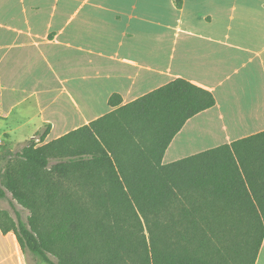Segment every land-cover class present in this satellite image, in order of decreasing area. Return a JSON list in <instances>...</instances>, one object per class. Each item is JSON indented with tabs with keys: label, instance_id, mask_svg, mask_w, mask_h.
Masks as SVG:
<instances>
[{
	"label": "crops",
	"instance_id": "0c3cea01",
	"mask_svg": "<svg viewBox=\"0 0 264 264\" xmlns=\"http://www.w3.org/2000/svg\"><path fill=\"white\" fill-rule=\"evenodd\" d=\"M176 79L215 105L184 124L162 163L217 150L224 164L256 166L264 145L246 140L264 132V0H0L6 141L49 126L48 143ZM0 264H27L14 232L0 230Z\"/></svg>",
	"mask_w": 264,
	"mask_h": 264
},
{
	"label": "trees",
	"instance_id": "16d2710c",
	"mask_svg": "<svg viewBox=\"0 0 264 264\" xmlns=\"http://www.w3.org/2000/svg\"><path fill=\"white\" fill-rule=\"evenodd\" d=\"M214 105L176 79L56 140L43 143L48 126L16 153L0 146V199L29 211L22 223L0 210L1 232L44 264H255L264 157L231 166L211 150L162 163L184 124ZM246 141L262 148L264 132Z\"/></svg>",
	"mask_w": 264,
	"mask_h": 264
},
{
	"label": "rangeland",
	"instance_id": "374dc122",
	"mask_svg": "<svg viewBox=\"0 0 264 264\" xmlns=\"http://www.w3.org/2000/svg\"><path fill=\"white\" fill-rule=\"evenodd\" d=\"M7 126H9V124ZM5 127V124L0 122V129H3ZM9 128L12 129L14 128V126L10 124ZM27 129L28 127H22L21 129H19L18 133L12 135L10 142L0 137V146H2L3 149L11 150L14 153L20 151V149L29 141H26L27 138L23 136ZM2 166L3 162H0V168ZM0 210L8 212L15 222L21 221L22 223H26L29 217V211L18 205L17 202L12 199L10 193L8 192H5L4 197L0 199ZM24 254L27 264H44V262H42L40 258L31 254L28 250H25Z\"/></svg>",
	"mask_w": 264,
	"mask_h": 264
}]
</instances>
